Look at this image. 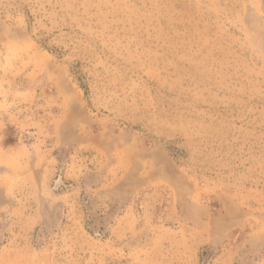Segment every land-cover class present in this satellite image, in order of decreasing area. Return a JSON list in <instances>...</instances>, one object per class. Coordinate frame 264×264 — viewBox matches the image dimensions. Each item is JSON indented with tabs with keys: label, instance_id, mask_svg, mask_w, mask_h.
I'll use <instances>...</instances> for the list:
<instances>
[{
	"label": "rangeland",
	"instance_id": "1",
	"mask_svg": "<svg viewBox=\"0 0 264 264\" xmlns=\"http://www.w3.org/2000/svg\"><path fill=\"white\" fill-rule=\"evenodd\" d=\"M0 264H264V0H0Z\"/></svg>",
	"mask_w": 264,
	"mask_h": 264
}]
</instances>
